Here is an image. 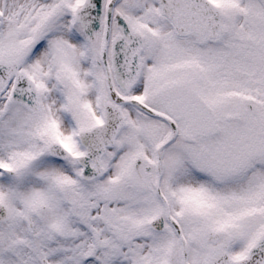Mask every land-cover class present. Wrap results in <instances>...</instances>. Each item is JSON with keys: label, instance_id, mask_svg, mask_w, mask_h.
Returning a JSON list of instances; mask_svg holds the SVG:
<instances>
[{"label": "snow or ice", "instance_id": "obj_1", "mask_svg": "<svg viewBox=\"0 0 264 264\" xmlns=\"http://www.w3.org/2000/svg\"><path fill=\"white\" fill-rule=\"evenodd\" d=\"M0 264H264V0H0Z\"/></svg>", "mask_w": 264, "mask_h": 264}]
</instances>
